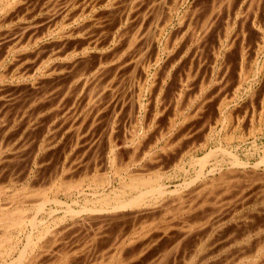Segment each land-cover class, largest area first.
<instances>
[{"label":"rangeland","instance_id":"374dc122","mask_svg":"<svg viewBox=\"0 0 264 264\" xmlns=\"http://www.w3.org/2000/svg\"><path fill=\"white\" fill-rule=\"evenodd\" d=\"M0 119V210L67 223L72 264H264V0H0ZM134 174L168 194L135 218L65 216ZM43 192L67 205L38 213ZM18 232L0 237L23 248Z\"/></svg>","mask_w":264,"mask_h":264},{"label":"bare ground","instance_id":"6f19581e","mask_svg":"<svg viewBox=\"0 0 264 264\" xmlns=\"http://www.w3.org/2000/svg\"><path fill=\"white\" fill-rule=\"evenodd\" d=\"M70 3V2H69ZM9 4V3H8ZM8 4H6V7H7V5ZM4 5V4H3ZM59 5V4H58ZM63 5V4H62ZM5 7V6H4ZM3 7V8H4ZM8 8V7H7ZM59 8V7H58ZM69 8V7H68ZM4 10H5V8H4ZM51 11V10H50ZM49 12V11H48ZM52 12V11H51ZM55 13V12H54ZM28 14V13H27ZM11 15V14H10ZM148 17V16H147ZM56 19H57V17H56ZM55 19V20H56ZM26 29H27V27H26ZM28 30V29H27ZM42 31V30H41ZM41 35V34H40ZM224 35V34H223ZM24 36V35H23ZM15 38V37H14ZM139 39V38H138ZM53 48V47H52ZM124 48V47H123ZM123 50V49H122ZM37 51V50H36ZM118 51H120V50H118ZM236 52V51H235ZM70 55V54H69ZM237 55V54H236ZM234 56V55H233ZM91 58V57H90ZM26 60V59H25ZM84 60V59H83ZM82 60V61H83ZM87 63V62H86ZM83 66V65H82ZM106 67V66H105ZM62 68V67H61ZM224 71H225V69H224ZM88 72V71H87ZM249 72V71H248ZM246 74V73H245ZM134 77V76H133ZM48 79V78H47ZM97 79V78H96ZM95 79V80H96ZM103 79V78H102ZM67 80V79H66ZM246 80V79H245ZM71 81V80H70ZM49 83V82H48ZM69 83V82H68ZM76 83V82H75ZM43 85V84H42ZM90 86H91V84H90ZM46 87V86H45ZM60 87V86H59ZM66 87V86H65ZM80 88V87H79ZM92 88V87H91ZM100 88V87H99ZM52 89V88H51ZM71 89V88H70ZM95 89V88H94ZM97 89V88H96ZM82 90V89H81ZM62 91V90H61ZM100 91V90H99ZM63 92V91H62ZM85 92V91H84ZM95 92V91H94ZM101 92V91H100ZM78 93V92H77ZM31 96V95H30ZM57 96H59V95H57ZM66 96V95H65ZM68 96V95H67ZM60 97V96H59ZM70 97V96H69ZM62 98V97H61ZM84 98V97H83ZM93 99V98H92ZM50 100H51V98H50ZM49 100V101H50ZM105 100V99H104ZM112 100V99H111ZM69 101V100H68ZM34 103V102H33ZM43 103V102H42ZM31 104V103H30ZM53 104V103H52ZM93 104V103H92ZM91 104V105H92ZM113 104V103H112ZM83 106H85V104L83 105ZM95 106H96V103H95ZM104 106V105H103ZM107 106V105H106ZM105 106V107H106ZM60 107V106H59ZM63 107H65V106H63ZM80 107V106H79ZM142 107V106H141ZM44 108V107H43ZM61 108V107H60ZM84 108V107H83ZM82 108V109H83ZM89 108V107H88ZM108 108V107H107ZM116 108V107H115ZM120 108V107H119ZM82 109H80V110H82ZM93 109V108H92ZM105 109V108H104ZM21 110V109H20ZM46 110V109H45ZM58 110V109H57ZM60 110V109H59ZM77 110V109H76ZM97 111H98V109H96ZM88 111V110H87ZM87 111H84V112H87ZM100 111V110H99ZM107 112H109V111H107ZM53 113V112H52ZM63 113V112H62ZM97 113V112H96ZM102 113V112H101ZM4 114V113H3ZM88 114V113H87ZM110 114H111V112H110ZM109 114V115H110ZM120 114V113H119ZM5 115V114H4ZM69 115V114H68ZM76 115V114H75ZM85 115V114H84ZM89 115V114H88ZM92 114H90V116H91ZM101 115V114H100ZM67 116V115H66ZM87 116V115H86ZM85 116V118H84V122H85V119H87V117ZM90 116H88L89 118H90ZM97 116H98V114H97ZM111 116V115H110ZM227 116V115H226ZM76 117V116H75ZM75 117H72V118H75ZM83 117V116H82ZM93 117V116H92ZM3 118V117H2ZM98 118V117H97ZM96 119V118H95ZM1 120V119H0ZM10 120V119H9ZM17 120V119H16ZM25 120V119H24ZM73 120V119H72ZM26 121V120H25ZM80 121H82V120H80ZM96 121V120H95ZM229 121V120H228ZM2 123V122H1ZM71 123V122H70ZM75 123V122H74ZM82 123V122H81ZM223 123H224V121H223ZM78 124H79V122H78ZM84 124V123H83ZM1 125V124H0ZM77 125V124H76ZM82 125V124H81ZM23 126V125H22ZM21 126V127H22ZM36 126V125H35ZM58 126V125H57ZM80 126V125H79ZM16 127V126H15ZM52 128V127H51ZM66 128V127H65ZM104 128V127H103ZM4 129V128H3ZM93 129V128H92ZM73 130V129H72ZM76 130V129H75ZM80 130V129H79ZM166 130H168V129H166ZM12 131V130H11ZM185 133V132H184ZM13 134V133H12ZM183 134V133H182ZM181 135V134H180ZM26 136V135H25ZM55 136V135H54ZM180 137V136H179ZM70 138V137H69ZM153 138V137H152ZM57 140V139H56ZM155 140V139H154ZM112 141H113V139H112ZM177 141V140H176ZM93 142V141H92ZM154 142V141H153ZM181 143V142H180ZM97 144V143H96ZM134 144V143H133ZM152 144V143H151ZM1 145V144H0ZM116 145V144H115ZM21 146V145H20ZM45 146V145H44ZM137 146V145H136ZM97 147V146H96ZM4 148V147H3ZM12 149V148H11ZM63 149V148H62ZM95 149V148H94ZM219 149V148H218ZM113 150V149H112ZM142 150V149H141ZM25 151V150H24ZM121 151V150H120ZM211 151H214V150H211ZM223 151V150H222ZM225 151V150H224ZM54 152H55V150H54ZM61 152V151H60ZM19 153V152H18ZM29 153V152H28ZM128 153V152H127ZM130 153H131V151H130ZM94 154V153H93ZM73 155V154H72ZM112 155H114V154H112ZM127 155V154H126ZM229 155V154H228ZM233 155V154H232ZM93 156V155H92ZM91 156V157H92ZM105 156H106V154H105ZM118 156V155H117ZM230 156H231V154H230ZM11 157H12V155H11ZM15 157V156H14ZM31 157V156H30ZM116 157V156H115ZM13 158V157H12ZM14 159V158H13ZM15 159H16V157H15ZM116 159L119 161V159L116 157ZM129 159V158H128ZM152 159H153V157H152ZM202 159V158H201ZM232 159V158H231ZM112 160V159H111ZM114 160V159H113ZM112 160V161H113ZM120 160H122V158H120ZM135 160V159H134ZM70 161H72V160H70ZM117 161V163L119 164L120 162H118ZM199 161V160H198ZM202 161V160H201ZM203 161H204V159H203ZM215 161V160H214ZM56 162V161H55ZM111 162V161H110ZM115 162V161H114ZM130 162V161H129ZM206 162V161H205ZM81 163H82V161H81ZM201 163H203V162H201ZM262 163V162H261ZM261 163H259V164H261ZM79 164H80V162H79ZM111 164V163H110ZM118 164H116L117 166H119ZM155 164V163H154ZM217 164V163H216ZM219 164V163H218ZM258 164V163H257ZM256 164V165H257ZM264 164V163H263ZM56 165V164H55ZM86 165V164H85ZM234 165L235 166H241V165H245V164H242L241 163V161H239L238 159H234ZM120 166H121V164H120ZM202 166H203V164H202ZM201 166V167H202ZM215 166V165H214ZM24 167V166H23ZM65 167V166H64ZM73 167V166H72ZM88 167V166H87ZM122 167V166H121ZM204 167V166H203ZM118 168V170H119V168L120 167H117ZM233 168V167H232ZM53 169V168H52ZM89 169V168H88ZM100 169V168H99ZM120 169H122V168H120ZM162 169V168H161ZM118 170H116L117 172H120V171H118ZM230 170H231V168H230ZM116 171H115V169H114V174L116 173ZM150 171V170H149ZM161 171V170H160ZM232 171V170H231ZM253 171V170H252ZM26 172V171H25ZM50 172V171H49ZM96 172H98V171H96ZM124 172V171H123ZM228 172H229V170H228ZM60 173V172H59ZM81 173V172H80ZM91 173V172H90ZM5 174V173H4ZM7 174V173H6ZM86 174H87V172H86ZM86 174H85V176H86ZM129 174V173H128ZM133 174V173H132ZM228 174V173H227ZM239 173H237V175H238ZM45 175V174H44ZM52 175V174H51ZM78 175V174H77ZM87 175H90V174H87ZM131 175V174H130ZM130 175H128V176H130ZM135 175V174H134ZM132 175L131 177H130V180L128 181V182H126V184L124 185V187L122 188V189H119V190H115L114 192H112V193H109V194H104V195H102V196H99V198H97V200L95 201L96 202V204H95V202L93 201L92 202V204L91 205H84V206H82V208L80 209V210H74V209H72L73 207L72 206H69L68 207V209L66 208V210H65V216H67V215H69L70 217L72 216V217H74V216H77V215H79V214H81V213H89L90 215H88V216H90L91 218H92V214L93 215H98V216H100V217H97V218H102L103 219V221L105 222V218H103L102 216H104L103 214H107L106 215V217H108L109 216V218L111 217V218H113L114 216L113 215H115V216H117L118 218H119V213L121 212V211H123V212H125L124 214H126L127 216L131 213L130 211H132V212H135V210L133 211L132 210V208H136V207H141V206H145V205H148V204H152V203H156L157 204V202L161 199V198H163L164 196H166L167 194H168V192H167V189H166V187H165V185H163L162 183H161V181H160V179L159 178H149V177H145V176H138V175ZM221 176H222V174H220ZM232 175V174H231ZM2 176V175H1ZM95 176V175H94ZM197 176V175H196ZM253 176H254V174H253ZM260 176V175H259ZM26 177V176H25ZM47 177V176H46ZM45 177V178H46ZM97 177V176H96ZM125 177H127V174H126V176ZM227 177H229V176H227ZM232 177V176H231ZM242 177H243V175H242ZM57 178V177H56ZM94 178V177H93ZM224 178V177H223ZM6 179V178H5ZM7 179H8V177H7ZM24 179V178H23ZM41 179V178H40ZM39 178H38V180H40ZM81 179H83V178H81ZM98 179H99V177H98ZM98 179H96V180H98ZM102 178H100L99 180H101ZM104 179V178H103ZM111 179V178H110ZM220 179V178H219ZM227 179H229V178H227ZM235 179V178H234ZM242 179V178H241ZM244 179V178H243ZM216 180H218V179H216ZM250 180V179H249ZM261 180V179H260ZM68 181V180H67ZM101 181H103V180H101ZM209 181V180H208ZM222 181H223V179H222ZM237 181V180H236ZM0 182H1V180H0ZM70 182V184H71V182H72V180L71 181H69ZM74 182V181H73ZM78 182H81V180L79 179L78 180ZM76 183L77 185L79 184V183ZM82 182H84V181H82ZM97 182V181H96ZM100 181H98V183H99ZM104 182V181H103ZM125 182V181H124ZM192 182V181H191ZM207 182V181H206ZM215 182V181H214ZM220 182V181H219ZM263 182V181H262ZM5 183V182H4ZM15 183V182H14ZM63 183V185H64V183L65 184H68V183H66V181L65 182H62ZM33 184V183H32ZM41 184V183H40ZM61 184V183H60ZM69 184V185H70ZM110 184H112V183H110ZM123 184V183H122ZM209 184V183H208ZM219 184V183H218ZM224 184V183H223ZM231 184H233V183H231ZM238 184V183H237ZM263 184V183H262ZM2 185V184H1ZM14 185V184H13ZM35 185V184H34ZM42 185H43V182H42ZM49 185V184H48ZM81 185V183L79 184V186ZM234 185H236V184H234ZM36 186V185H35ZM53 186V185H52ZM231 186V185H230ZM247 186V185H246ZM30 187L32 188L33 186L32 185H30ZM64 187V186H63ZM101 187V186H100ZM27 189L29 188L28 186L26 187ZM55 188V187H54ZM65 189H67V187H64ZM78 188V187H77ZM112 188V187H111ZM245 188V187H244ZM259 188H261V187H259ZM264 188V187H263ZM26 189V190H27ZM56 189V188H55ZM64 189V190H65ZM72 189H73V187H72ZM118 189V188H117ZM186 189V188H185ZM234 189V188H233ZM40 190H41V188H40ZM69 190H70V188H69ZM69 190H67V191H69ZM257 190V189H256ZM39 191V190H38ZM43 191V190H42ZM53 191V190H52ZM56 192H57V194H59V193H61L62 191H63V188H62V184L60 185V186H58V191H57V189L55 190ZM209 191V190H208ZM225 191H226V189H225ZM225 191H223V192H225ZM46 192V191H45ZM65 192V191H64ZM172 192V191H171ZM177 192V191H176ZM198 192V191H197ZM206 192H207V190H206ZM215 192V191H214ZM29 193V192H28ZM38 193V192H37ZM51 193H53V192H51ZM74 193V192H73ZM104 193V192H103ZM169 193H170V191H169ZM33 194V193H32ZM35 194V193H34ZM78 194V193H77ZM94 194V193H93ZM98 194H102V193H98ZM205 194V193H204ZM215 194H216V192H215ZM41 195H42V193H41ZM53 195H54V193H53ZM53 195H52V197L51 196H48L46 193L44 194V192H43V195L41 196L42 198H41V200H40V202L39 203H36V205H34V207L32 208V209H35L38 213L39 212H41V211H43V210H45L46 208H47V205L49 204V203H54V204H56V205H58V206H63V205H67L65 202H63L62 200H59L57 197H53ZM56 195V194H55ZM96 195V194H95ZM190 195V194H189ZM193 195V194H192ZM23 196V195H22ZM27 196V195H26ZM35 196V195H34ZM82 196V195H81ZM188 196V195H187ZM204 196V195H203ZM28 197V196H27ZM39 197V196H38ZM38 197H37V199H38ZM193 197V196H192ZM205 197V196H204ZM215 197V196H214ZM24 198V197H23ZM32 198H34V197H32ZM181 198V197H180ZM190 198V197H189ZM194 198V197H193ZM210 198V197H209ZM227 198V197H226ZM18 199V198H17ZM16 199V200H17ZM90 199V198H89ZM94 199V198H93ZM169 199V198H168ZM177 199V198H176ZM179 199V198H178ZM244 199V198H243ZM95 200V199H94ZM185 200V199H184ZM35 201V200H34ZM33 201V202H34ZM38 201V200H37ZM173 201V200H172ZM220 201V200H219ZM164 202H165V200H164ZM173 202H175V201H173ZM198 202V201H197ZM28 203V202H27ZM161 203H163V201L161 202ZM168 203V202H167ZM54 204H53V206H54ZM76 204V203H75ZM90 204V203H89ZM155 204V205H156ZM171 204V203H170ZM174 204V203H173ZM164 205H165V203H164ZM169 205V204H168ZM172 205V204H171ZM49 207L51 206V205H48ZM159 206V205H158ZM182 206V205H181ZM20 207V206H19ZM147 207V206H146ZM165 207V206H164ZM171 207V206H170ZM177 207V206H176ZM184 208H185V206H183ZM195 207V206H194ZM222 207H224V205L222 206ZM59 208V207H58ZM154 208V207H153ZM163 208V207H162ZM161 208V209H162ZM165 208H167V206L165 207ZM220 208V207H219ZM51 209V208H50ZM60 210H61V208H59ZM130 210L129 211V213H127L126 211H124V210ZM140 209V208H139ZM151 209V208H150ZM157 209V208H156ZM172 209V208H171ZM173 209H175V208H173ZM180 209V208H179ZM178 209V210H179ZM182 209V208H181ZM223 209V208H222ZM48 210V209H47ZM52 211H54L55 210V208H54V210L53 209H51ZM50 210V211H51ZM60 210H56V211H60ZM146 210V209H145ZM144 210V211H145ZM149 210V209H148ZM167 210V209H166ZM227 210V209H226ZM35 211V212H36ZM137 212H138V210H136ZM144 211H143V213H144ZM154 211H155V208H154ZM153 211V212H154ZM165 211V210H164ZM206 211V210H205ZM223 211V210H222ZM225 211V210H224ZM29 212V209H26V208H18V209H16V210H13V211H11V212H3L2 210H0V229L4 232V234H8V232H10L11 230H13V229H15V230H17L18 229V233H22V234H24V236H25V240H26V245H24L23 246V248L21 247V246H19V247H13V249H12V247H10V246H7L6 244H8V241H10V238L9 237H3V238H1L0 237V264H66L67 262H71V260H69L68 261V259H69V252H71V251H69V250H72V248H74L75 246H74V244H73V246L74 247H72L71 246V248L68 250V251H65L66 249H64L63 250V247L65 246V239L67 238L68 240H69V237H67L66 236V228H68V224L66 223V225H67V227L65 226H62V228L61 229H59L58 227H57V229L58 230H56L55 231V229H53V227L54 226H52V225H50V226H47V227H44V223L43 224H41L42 222L40 221H38V216L37 215H30L31 213H28ZM34 212V213H35ZM36 212V213H37ZM44 212V211H43ZM49 212V211H48ZM117 212H118V215H116L117 214ZM153 212H151V213H153ZM161 212V211H160ZM162 212H163V209H162ZM211 212H213V210L211 211ZM50 213H54L55 214V212H50ZM49 213V214H50ZM140 211L138 212V214L140 215ZM155 213V212H154ZM158 213V212H157ZM225 213V212H224ZM67 214V215H66ZM121 214L123 215V213L121 212ZM137 214V215H138ZM144 214H146V213H144ZM199 214H201V213H199ZM205 214V213H204ZM50 215H52V214H50ZM126 215H124V216H126ZM133 215V217H134V214H131V215H129V216H132ZM148 215V214H147ZM159 215V214H158ZM174 215H176V214H174ZM207 215V214H206ZM221 215V214H220ZM223 215V214H222ZM41 216V215H40ZM96 216H95V218H96ZM128 216V217H129ZM141 216H143V214L141 215ZM150 216V215H149ZM153 216V215H152ZM157 216V215H156ZM205 216V215H204ZM212 216V215H211ZM216 216V215H215ZM226 216V215H225ZM225 216H223V217H225ZM43 217V216H42ZM58 217V216H57ZM94 217V216H93ZM117 217H115V218H117ZM123 216H121L120 218H122ZM140 217V216H139ZM158 217V216H157ZM201 217V216H200ZM219 217V216H218ZM217 217V218H218ZM61 218V217H60ZM64 218V217H63ZM109 218H107L108 220H109V222H110V220L111 219H109ZM117 218V219H118ZM132 218V217H131ZM135 218V217H134ZM154 218H155V216H154ZM205 218V217H204ZM209 218V217H208ZM213 218V217H212ZM219 218H221V217H219ZM48 219V218H47ZM62 219V218H61ZM81 220L82 219H84V217H82V218H80ZM86 219H89L88 217L86 218ZM86 219H84L83 221H86V225L85 226H90V225H88L89 224V222H90V220L87 222V220ZM123 219V218H122ZM124 219H126V218H124ZM153 219V218H152ZM161 219V218H160ZM187 219V218H186ZM199 219V218H198ZM197 219V220H198ZM201 219V218H200ZM206 219V218H205ZM223 219V218H222ZM264 219V218H263ZM63 220V219H62ZM61 220V221H62ZM95 220V219H94ZM114 219H112L111 220V222L113 221ZM116 220V219H115ZM136 220V219H135ZM137 220H139L138 219V217H137ZM154 220V219H153ZM152 220V221H153ZM156 220V219H155ZM163 220V219H162ZM195 220V219H194ZM203 220V219H202ZM208 220V219H207ZM210 220H212V219H210ZM225 220V219H224ZM43 221V220H42ZM72 221V220H71ZM83 221H81V222H83ZM96 221H98V219L96 220ZM103 221H99L100 223L102 222V223H104ZM151 221V220H150ZM221 221V220H220ZM60 222V221H59ZM75 222H77V221H74V224H75ZM78 222H79V220H78ZM77 222V223H78ZM91 222L94 224V223H99V222H93L92 220H91ZM110 222V223H111ZM117 222V221H116ZM138 222V221H137ZM143 222V221H142ZM190 222H192V221H190ZM196 222V221H195ZM198 222V221H197ZM208 222V221H207ZM219 222V221H218ZM258 222V221H257ZM53 223V222H52ZM56 223V222H55ZM77 223L74 225V226H76L77 225ZM80 223V222H79ZM78 223V224H79ZM92 223H91V225H92ZM99 223V224H100ZM124 223V222H123ZM182 223V222H181ZM189 223V222H188ZM203 223V222H202ZM206 223V222H205ZM220 223V222H219ZM261 223H262V221H261ZM85 224V223H84ZM83 224V225H84ZM106 224H107V220H106ZM128 224V223H127ZM179 224V223H178ZM198 224V223H197ZM214 224V223H213ZM245 224V223H244ZM260 224V223H259ZM43 225V226H42ZM46 225V224H45ZM49 225V224H48ZM54 225V224H53ZM56 225V224H55ZM96 225V224H95ZM95 225H94V227H92V229L94 228L95 229ZM103 224H101V226H102ZM105 225V224H104ZM103 225V226H104ZM111 225V224H110ZM131 225V224H130ZM146 225V224H145ZM189 225V224H188ZM57 226V225H56ZM73 226V227H74ZM80 226H82V224H79V226L78 227H80ZM100 226V225H99ZM98 226V227H99ZM114 226V225H113ZM136 226H137V224H136ZM141 226V225H140ZM148 226H149V224H148ZM147 226V227H148ZM186 226V225H185ZM196 226H198V225H196ZM196 226H194V227H196ZM204 226V225H203ZM212 226V225H211ZM214 226H215V224H214ZM73 227H71V229H73ZM82 227H84V226H82ZM108 227V226H107ZM115 227V226H114ZM145 227V226H144ZM163 227V226H162ZM199 227V226H198ZM247 227H248V225H247ZM96 228H97V225H96ZM100 228V227H99ZM103 228V227H102ZM122 228V227H121ZM123 228H124V225H123ZM122 228V229H123ZM212 228V227H211ZM77 229V228H76ZM76 229H74V230H76ZM84 229V228H83ZM86 229V228H85ZM106 229V228H105ZM116 229V228H115ZM140 229V228H139ZM183 229V228H182ZM195 229V228H194ZM208 229V228H207ZM222 229V228H221ZM1 230H0V232H1ZM98 231H100V230H102V229H97ZM109 230V229H108ZM113 230V229H112ZM198 230V229H197ZM210 230V229H209ZM209 230H207V232L209 231ZM86 231V230H85ZM110 231V230H109ZM116 231V230H115ZM120 231V230H119ZM137 231V230H136ZM182 232H184V230H181ZM186 231V230H185ZM194 231V230H193ZM196 231V230H195ZM17 232V231H16ZM74 232V231H73ZM78 232V231H77ZM87 232H88V229H87ZM102 232V231H101ZM166 232V231H165ZM180 232V231H179ZM210 232V231H209ZM70 233H71V231H70ZM83 233V232H82ZM90 233V232H89ZM88 233V234H89ZM95 233V232H94ZM99 233V232H98ZM104 233V232H103ZM152 233V232H151ZM173 233V232H172ZM192 233V232H191ZM206 233V232H205ZM216 233V232H215ZM1 234V233H0ZM16 234V233H15ZM15 234H13V235H15ZM73 234H76L75 232L74 233H72V235ZM78 234V233H77ZM76 234V235H77ZM88 234H87V236H88ZM113 234V233H112ZM118 234V233H117ZM138 234H139V232H138ZM173 234H177V233H173ZM199 234H200V232H199ZM198 234V235H199ZM202 234H204L203 232H202ZM223 234V233H222ZM11 235V234H10ZM90 235V234H89ZM93 235V234H92ZM95 235V234H94ZM96 235H98V234H96ZM100 235V234H99ZM109 235V234H108ZM195 235V234H194ZM206 235V234H205ZM205 235H203V236H205ZM20 236V235H19ZM65 236H66V238H65ZM70 237H71V234L69 235ZM74 236V235H73ZM82 236V235H81ZM101 236V235H100ZM103 236H104V234H103ZM135 236V235H134ZM151 236V235H150ZM156 236V235H155ZM158 236V235H157ZM161 236V235H160ZM176 236V235H175ZM178 236V235H177ZM192 236V235H191ZM202 236V237H203ZM85 237V236H84ZM98 237V236H97ZM107 238H108V236H106ZM121 237V236H120ZM120 237H119V240H121V239H123V237H121V239H120ZM173 237H174V235H173ZM185 236H183V238H184ZM194 237V236H193ZM87 238V237H86ZM89 238V237H88ZM95 236H93V244L95 243V239H97V238H95ZM158 238H159V236H158ZM178 238V237H177ZM201 238V237H200ZM79 239V238H78ZM77 239V240H78ZM91 239V240H92ZM101 239V238H100ZM106 239V238H105ZM104 239V240H105ZM180 239V238H179ZM205 239V238H204ZM21 240V239H20ZM68 240H67V242H68ZM76 240V239H75ZM74 240V241H75ZM76 240V241H77ZM81 240V239H80ZM80 240H79V243H77L76 245H79L80 244ZM124 240V239H123ZM157 240V239H156ZM156 240H154V241H156ZM171 240V239H170ZM189 240H190V238H189ZM197 240V239H196ZM12 241V240H11ZM17 241V240H16ZM22 241V240H21ZM46 241V242H45ZM70 241V240H69ZM82 241H84V240H82ZM90 241V240H89ZM131 241H133V240H131ZM131 241H129V242H131ZM150 241V240H149ZM159 241V240H158ZM169 241V240H168ZM178 241V240H177ZM25 242V241H24ZM45 242V243H44ZM71 242H73V241H71ZM70 242V243H71ZM101 242H103L102 241V239H101ZM100 242V243H101ZM117 242H118V240H117ZM123 241H121V243H122ZM128 242V243H129ZM174 242V241H173ZM179 242V241H178ZM177 242V243H178ZM14 242H12V244H13ZM68 244L67 243V245H69V247H70V245H72V244ZM75 243V242H74ZM86 243V242H85ZM91 243V242H90ZM100 243H99V245H100ZM119 243V242H118ZM137 243H138V241H137ZM148 243V242H147ZM154 243V242H153ZM21 244V243H20ZM24 244V243H23ZM81 244H83V242L81 243ZM80 244V245H81ZM87 244L89 245V243L87 242ZM106 244V243H105ZM139 244H141V243H139ZM144 244V243H143ZM150 244H152V243H150ZM149 244V245H150ZM11 245V244H10ZM15 245V244H14ZM66 245V246H67ZM79 245V246H80ZM86 245V244H85ZM91 245V244H90ZM89 245V246H90ZM114 245V244H113ZM118 245H120V244H118ZM125 245V244H124ZM135 245H136V243H135ZM145 245V244H144ZM144 245H142V247L144 248ZM147 245V244H146ZM148 245V246H149ZM157 245V244H156ZM160 245H162V244H160ZM166 245V244H165ZM175 245V244H174ZM182 245V244H181ZM209 245H210V243H209ZM11 246H13V245H11ZM65 246V248H67ZM82 246V245H81ZM89 246H87L86 245V247H89ZM94 246V245H93ZM207 246V245H206ZM91 247V246H90ZM96 247V246H95ZM93 248L92 250H94V249H96V248ZM104 247V246H103ZM102 247V248H103ZM108 247V246H107ZM114 247V246H113ZM118 247V246H117ZM129 247V246H128ZM133 247V246H132ZM132 247H130V248H132ZM156 247V246H155ZM160 248H161V246H159ZM169 247V246H168ZM179 247H180V245H179ZM59 248V249H58ZM62 248V249H61ZM76 248H77V246H76ZM76 248H74V249H76ZM129 248V249H130ZM137 249L139 248V245L136 247ZM135 248V250H136V252H137V249ZM145 248H147L146 246H145ZM151 248V247H150ZM174 248H176V247H174ZM178 248V247H177ZM185 248V247H184ZM57 249V250H56ZM79 249V248H78ZM82 249V248H81ZM100 249V248H99ZM105 249H106V247H105ZM153 249V248H152ZM163 249V248H162ZM169 249H171L170 247H169ZM168 249V250H169ZM217 249V248H216ZM224 249V248H223ZM17 250V252H19V254L17 255V257H11V259L9 260V256H11V254H13V253H11L12 251L13 252H15ZM90 250V249H89ZM92 250H91V252H92ZM102 250H104V249H102ZM110 250V249H109ZM139 251H140V248L138 249ZM144 250H146V249H144ZM143 250V251H144ZM164 250H165V248H164ZM77 251V250H76ZM75 251V252H76ZM83 251V249L81 250V252ZM85 251V250H84ZM84 251L82 252V254L81 255H84L83 253H84ZM86 251H87V249H86ZM99 251V250H98ZM97 251V252H98ZM111 251V250H110ZM114 251V250H113ZM153 251V250H152ZM156 252H157V250H155ZM159 251H161V250H159ZM163 251V250H162ZM167 251V250H166ZM219 251V250H218ZM78 252V253H77ZM76 253H74L73 255H75V257H74V259L76 260V259H79V257H77L78 256V254H79V251H77ZM91 252H89V253H91ZM100 252V251H99ZM108 252V251H107ZM120 252V251H119ZM125 252V251H124ZM128 252V251H127ZM129 252H130V250H129ZM136 252L133 254V255H135L136 254ZM170 252V251H169ZM172 252V251H171ZM73 253V252H72ZM138 253V252H137ZM140 254H142L143 252H142V249H141V252H139ZM151 253V252H150ZM160 253V252H159ZM163 253H164V251H163ZM167 253V252H166ZM165 253V254H166ZM188 253H189V251H188ZM214 253V252H213ZM29 254H30V256H29ZM107 254V253H106ZM113 254V253H112ZM123 254V253H122ZM126 254V253H125ZM149 254V253H148ZM158 254V253H157ZM254 254V253H253ZM91 255V254H90ZM89 255V256H90ZM100 255V254H99ZM99 255H97V256H99ZM105 255V254H104ZM130 255L131 254H129L128 256L130 257ZM139 255V254H138ZM159 256H161L160 254H158ZM170 255H171V253H170ZM180 255V254H179ZM96 256V255H95ZM111 256V255H110ZM115 256V255H114ZM123 256V255H122ZM128 256L126 257V258H128ZM156 256V255H155ZM164 256V255H163ZM174 256V255H173ZM91 257V256H90ZM94 257V256H93ZM124 257V258H125ZM142 257V256H141ZM140 257V258H141ZM168 257H170V256H168ZM167 257V258H168ZM8 258V259H7ZM72 257H70V259H71ZM84 258V257H83ZM81 259V260H83L84 261V259H86V256H85V258L84 259ZM88 258V257H87ZM123 258V257H122ZM146 258V257H145ZM205 258V257H204ZM74 259H72V262L71 263H68V264H72L73 263V260ZM111 259V258H110ZM156 259H159V258H156L155 257V260ZM162 259V258H161ZM80 260V261H81ZM120 260V259H119ZM142 260V259H141ZM145 260V259H144ZM150 260H151V258H150ZM165 260V259H164ZM167 260V259H166ZM80 261H78V263L80 262ZM83 261H82V263H83ZM116 261V260H115ZM152 261V260H151ZM76 262H77V260H76ZM102 262H103V260H102ZM104 262H106V261H104ZM121 262V261H120ZM123 262V261H122ZM147 262H149V261H147ZM153 262H155V261H153ZM160 262H161V260H160ZM165 262V261H164ZM74 263H75V261H74ZM115 263V262H114ZM117 263H118V261H117ZM141 263H143V262H141ZM163 263V262H162ZM75 264H77V263H75ZM96 264V263H95ZM102 264V263H101ZM110 264V263H109ZM132 264V263H131ZM144 264V263H143ZM147 264V263H146ZM151 264H154V263H151ZM161 264V263H160ZM234 264V263H233Z\"/></svg>","mask_w":264,"mask_h":264}]
</instances>
